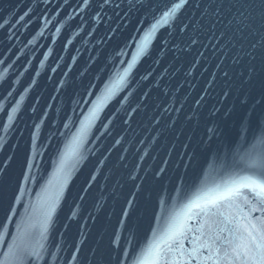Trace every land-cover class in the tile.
I'll use <instances>...</instances> for the list:
<instances>
[{
	"label": "water",
	"instance_id": "obj_1",
	"mask_svg": "<svg viewBox=\"0 0 264 264\" xmlns=\"http://www.w3.org/2000/svg\"><path fill=\"white\" fill-rule=\"evenodd\" d=\"M173 3L0 0V259L141 264L197 225V196L264 163V44L241 23L264 0L157 25Z\"/></svg>",
	"mask_w": 264,
	"mask_h": 264
},
{
	"label": "snow or ice",
	"instance_id": "obj_2",
	"mask_svg": "<svg viewBox=\"0 0 264 264\" xmlns=\"http://www.w3.org/2000/svg\"><path fill=\"white\" fill-rule=\"evenodd\" d=\"M190 3L191 0H179L170 8L165 4L168 10L163 12L157 25L167 24L177 10ZM241 23L249 35L259 36L260 43L264 44V12L260 14L259 28L250 14L242 13ZM157 25L144 36L145 43ZM186 207L197 209L189 217L197 225L192 227L186 222L171 225L165 234L148 245L147 260L141 264H264V163L253 162L243 175L203 192ZM7 211L12 209L9 207ZM189 234L191 247L186 248L184 242ZM25 256L39 259L35 250L29 252L20 245L9 246L0 264H23Z\"/></svg>",
	"mask_w": 264,
	"mask_h": 264
}]
</instances>
